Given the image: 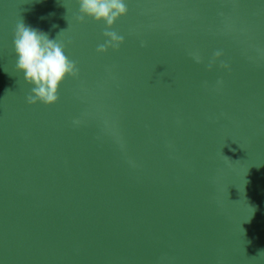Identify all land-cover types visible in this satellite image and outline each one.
<instances>
[{"label":"water","instance_id":"1","mask_svg":"<svg viewBox=\"0 0 264 264\" xmlns=\"http://www.w3.org/2000/svg\"><path fill=\"white\" fill-rule=\"evenodd\" d=\"M124 2L98 53L78 0H0V264H264V0ZM20 22L76 64L51 105Z\"/></svg>","mask_w":264,"mask_h":264},{"label":"clouds","instance_id":"2","mask_svg":"<svg viewBox=\"0 0 264 264\" xmlns=\"http://www.w3.org/2000/svg\"><path fill=\"white\" fill-rule=\"evenodd\" d=\"M78 3L79 15L76 18L79 22H84L88 17L97 22L103 21L106 25L103 35L107 39L97 47V52L104 53L109 47L118 48L124 37L107 29L118 18L127 14L128 8L124 0H78ZM13 47L17 57V71L23 73L26 83L34 86L31 94L26 97L27 103H55L60 83L66 76L75 77L78 71L75 62L65 55V45L20 22L15 27ZM220 55V52H216L214 58ZM195 59L199 62L200 58L196 56Z\"/></svg>","mask_w":264,"mask_h":264}]
</instances>
